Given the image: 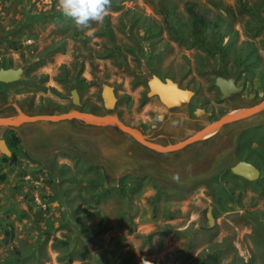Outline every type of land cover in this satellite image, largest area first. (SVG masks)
I'll list each match as a JSON object with an SVG mask.
<instances>
[{"label":"rangeland","instance_id":"1","mask_svg":"<svg viewBox=\"0 0 264 264\" xmlns=\"http://www.w3.org/2000/svg\"><path fill=\"white\" fill-rule=\"evenodd\" d=\"M57 4L0 0V68H24L0 81V115L75 109L77 89L81 109L167 144L264 100V0H111L85 30ZM153 75L193 97L169 108L149 95ZM218 76L244 90L223 98ZM1 138L12 154L0 151V264H264V110L170 153L78 120L0 127ZM244 157L262 167L255 182L231 170ZM218 180L235 195L226 207Z\"/></svg>","mask_w":264,"mask_h":264},{"label":"water","instance_id":"2","mask_svg":"<svg viewBox=\"0 0 264 264\" xmlns=\"http://www.w3.org/2000/svg\"><path fill=\"white\" fill-rule=\"evenodd\" d=\"M23 73V67H1L0 81L6 83L17 81L21 78ZM216 84L220 88L223 98H228L232 93L239 92L243 88V86L237 85L236 79L234 77L226 78L224 76H218L216 78ZM149 87V95L156 94L157 96H159L160 100L169 108L181 106L182 104L189 102L194 95L193 90L182 88L180 84L172 78H166L165 80H163L157 75H153L151 80H149ZM72 96L73 103L77 106V108L75 109L59 113H17L11 115H0V127L16 128L24 124L43 121L62 122L67 120H78L89 125L116 128L130 135L134 140L152 150L162 153H170L183 149L184 147H187L193 143L212 136L229 123L246 119L264 110L263 100L256 105L237 109L232 112L225 113L224 115L216 119H213L211 122L206 124L204 127L199 129L192 135L188 136L184 140L175 143L162 144L160 142L148 139L139 128L124 122L119 117L109 112L100 113L97 111H86L81 109V102L77 89H73ZM102 96L104 100V106L107 111L113 110L117 101L114 87L111 85H106L103 88ZM199 109L203 110L202 108H197V115H201V113L198 112ZM0 151L8 156L12 154V150L8 146L7 141L2 138L0 139ZM231 170L233 173L243 176L249 180L258 179L261 173L259 167L246 160H240L231 167ZM212 209L213 205L209 204L207 214L209 227H213L215 223V217L213 215Z\"/></svg>","mask_w":264,"mask_h":264},{"label":"clouds","instance_id":"3","mask_svg":"<svg viewBox=\"0 0 264 264\" xmlns=\"http://www.w3.org/2000/svg\"><path fill=\"white\" fill-rule=\"evenodd\" d=\"M111 7V0H58L57 9L66 17L73 19L76 27L81 30L89 29L93 22H103ZM91 35V32H85ZM170 179L180 181L178 173Z\"/></svg>","mask_w":264,"mask_h":264},{"label":"trees","instance_id":"4","mask_svg":"<svg viewBox=\"0 0 264 264\" xmlns=\"http://www.w3.org/2000/svg\"><path fill=\"white\" fill-rule=\"evenodd\" d=\"M15 139H19L18 137H16ZM145 147V146H144ZM147 149H150V148H147ZM214 180V179H213ZM216 181V180H214ZM213 190L215 191V197L217 199V201H219V203L223 206V207H226L228 206V203L226 202V198H232L234 199L235 195L234 193L230 190V188H228L227 186H225L224 184H222L219 180H218V184L215 188H213ZM255 229H257L255 227ZM10 230H7L6 232L9 233ZM260 231V230H259ZM11 233V231H10ZM16 253V260L14 261L15 263H21L23 261V259L21 258V252L19 250H17V252L15 251ZM72 254H69V257H71ZM210 261V259H209Z\"/></svg>","mask_w":264,"mask_h":264},{"label":"crops","instance_id":"5","mask_svg":"<svg viewBox=\"0 0 264 264\" xmlns=\"http://www.w3.org/2000/svg\"><path fill=\"white\" fill-rule=\"evenodd\" d=\"M239 154H240V152H237V153H236V155H239ZM233 155H234V153H233ZM256 155H257V154H256ZM256 155H255V156H256ZM230 159H232V155H226V157L224 158V161H229ZM244 159L247 160V161H249V162H251V163H253V164H255L256 166H258L259 169L262 168V167H260V165H259L260 163H259L256 159H254V158H253V159H252V158H251V159H250V158L248 159L247 157H244ZM244 159H239V160H244ZM224 163H225V162H224ZM236 163H237V162H236ZM261 170H262V169H261ZM243 178L246 179V180H248V181H254V182H255V180H249V179H247V178H245V177H243ZM220 182H221V180H220ZM224 185L227 186L226 184H224ZM227 187H228V186H227ZM228 188H229V187H228Z\"/></svg>","mask_w":264,"mask_h":264},{"label":"flooded vegetation","instance_id":"6","mask_svg":"<svg viewBox=\"0 0 264 264\" xmlns=\"http://www.w3.org/2000/svg\"><path fill=\"white\" fill-rule=\"evenodd\" d=\"M224 77H226V78H230V77H233V76H224ZM235 78V77H234ZM236 79V78H235ZM236 83H237V79H236ZM237 85H240V84H238L237 83ZM241 86H243V85H241ZM244 90V86H243V88H242V90L241 91H243ZM241 91H239V92H236V93H232L229 97H228V99L230 100L231 98H233V97H236V96H238L240 93H241ZM185 104V103H184ZM183 105V104H182ZM173 108H175V107H173ZM204 110V109H203ZM196 111H197V109H196ZM245 160V159H244ZM240 161V160H239ZM238 161V162H239ZM247 161V160H246ZM258 167V166H257ZM260 171H262L261 170V168H260ZM261 174V173H260Z\"/></svg>","mask_w":264,"mask_h":264},{"label":"bare ground","instance_id":"7","mask_svg":"<svg viewBox=\"0 0 264 264\" xmlns=\"http://www.w3.org/2000/svg\"><path fill=\"white\" fill-rule=\"evenodd\" d=\"M198 112L202 113V112H203V110L199 109V110H198Z\"/></svg>","mask_w":264,"mask_h":264}]
</instances>
